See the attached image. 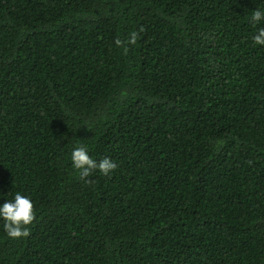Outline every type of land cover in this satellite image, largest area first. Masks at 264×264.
Listing matches in <instances>:
<instances>
[{
	"label": "trees",
	"instance_id": "obj_1",
	"mask_svg": "<svg viewBox=\"0 0 264 264\" xmlns=\"http://www.w3.org/2000/svg\"><path fill=\"white\" fill-rule=\"evenodd\" d=\"M0 264H264V0H0Z\"/></svg>",
	"mask_w": 264,
	"mask_h": 264
}]
</instances>
